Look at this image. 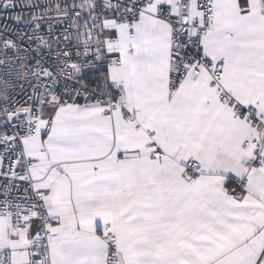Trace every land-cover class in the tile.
Returning a JSON list of instances; mask_svg holds the SVG:
<instances>
[{"label":"crops","instance_id":"crops-1","mask_svg":"<svg viewBox=\"0 0 264 264\" xmlns=\"http://www.w3.org/2000/svg\"><path fill=\"white\" fill-rule=\"evenodd\" d=\"M180 1L152 0L134 26L107 12L106 49L120 58L108 77L121 86L124 109L51 102L36 135L23 141L18 168L28 163L46 193L50 264H107L108 232L120 264H264V161L249 165L256 128L221 104L205 72L176 91L169 86L173 45L155 14H177ZM183 2L199 13L195 0ZM213 3L214 30L200 52L222 63L221 84L234 103L264 119V0ZM190 161L200 172L186 180ZM229 175L245 181L235 196ZM35 233L33 219L13 231L11 218L0 216V247L11 264L26 263Z\"/></svg>","mask_w":264,"mask_h":264},{"label":"built area","instance_id":"built-area-1","mask_svg":"<svg viewBox=\"0 0 264 264\" xmlns=\"http://www.w3.org/2000/svg\"><path fill=\"white\" fill-rule=\"evenodd\" d=\"M151 1L9 0L7 11L0 7L2 23L7 25L0 27V216L11 218L13 231L27 230L35 220L36 233L26 246L25 264H50V220L43 201L46 193L36 189L29 164L18 168L24 158L23 141L36 135L42 106L51 102L104 104L109 112L116 106L125 108L121 86L108 77L109 68L119 64L120 58L106 49V14L113 12L119 25L134 26ZM195 1L197 15L185 9L183 0L177 14L167 8L155 14L169 26L173 45L170 89L176 91L186 78L207 73L209 87L218 93L221 104L232 106L240 117V109H246L243 117L258 132L250 143L255 158L249 165L262 164L264 119L256 107L234 103L221 84L222 63L201 54V38L214 30V3ZM199 172V162L190 161L183 177L190 180ZM228 178L229 193L235 196L245 181ZM103 239L109 248L107 264H120L116 235L108 232ZM4 256L11 264L9 251L0 247V259Z\"/></svg>","mask_w":264,"mask_h":264},{"label":"snow or ice","instance_id":"snow-or-ice-1","mask_svg":"<svg viewBox=\"0 0 264 264\" xmlns=\"http://www.w3.org/2000/svg\"><path fill=\"white\" fill-rule=\"evenodd\" d=\"M9 3V0H0V7H3L4 11H7V5ZM2 17H0V27H7L6 24L2 23ZM246 112V109L241 108L240 114L243 117L244 113ZM251 118V117H249ZM6 134V133H5ZM0 264H9L7 256H4L2 259H0Z\"/></svg>","mask_w":264,"mask_h":264}]
</instances>
